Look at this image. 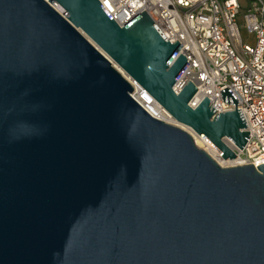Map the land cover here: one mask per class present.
Listing matches in <instances>:
<instances>
[{
  "label": "water",
  "instance_id": "obj_1",
  "mask_svg": "<svg viewBox=\"0 0 264 264\" xmlns=\"http://www.w3.org/2000/svg\"><path fill=\"white\" fill-rule=\"evenodd\" d=\"M181 48L146 12L121 27L99 0H0V264H264V164L223 167L113 65L235 160L238 101L190 107Z\"/></svg>",
  "mask_w": 264,
  "mask_h": 264
},
{
  "label": "built area",
  "instance_id": "obj_2",
  "mask_svg": "<svg viewBox=\"0 0 264 264\" xmlns=\"http://www.w3.org/2000/svg\"><path fill=\"white\" fill-rule=\"evenodd\" d=\"M99 1L121 27L146 12L171 43H181L190 65L174 91L192 81L197 90L190 107L196 109L207 98L215 115L234 111L237 105L251 136L245 149L237 150V165L264 164V0ZM242 30L252 34L251 44L244 41ZM117 69L130 82V95L137 103L153 117L175 125L171 114L140 83ZM225 88L238 104L223 102Z\"/></svg>",
  "mask_w": 264,
  "mask_h": 264
},
{
  "label": "bare ground",
  "instance_id": "obj_3",
  "mask_svg": "<svg viewBox=\"0 0 264 264\" xmlns=\"http://www.w3.org/2000/svg\"><path fill=\"white\" fill-rule=\"evenodd\" d=\"M114 65H115V64H114ZM115 67L118 68L117 65H115ZM173 123H174L176 126H179L180 128L185 129V130L188 131L191 135H193L197 147L202 148V149H205L206 151L208 150V152L211 153V156L213 155V157L216 159V161H217L218 163H220L223 167H225V166H227V165H228V166H235V165L239 164V162H238L237 159H235V160H230V159L224 160V159H222V158L219 156L218 152H217L215 149H212V150L209 149V148L207 147V144L205 143V141H204L199 135H196V134H195L190 128L185 127L184 125L182 126V125H180L178 122H174V121H173ZM256 162H257V161H256Z\"/></svg>",
  "mask_w": 264,
  "mask_h": 264
},
{
  "label": "rangeland",
  "instance_id": "obj_4",
  "mask_svg": "<svg viewBox=\"0 0 264 264\" xmlns=\"http://www.w3.org/2000/svg\"><path fill=\"white\" fill-rule=\"evenodd\" d=\"M242 34H243V38H244V41L246 42V43H250L251 44V41H252V34L250 35V34H248L247 33V31L246 30H242ZM186 127V126H185ZM208 151V150H207ZM211 154V153H210ZM212 157H213V155H212ZM228 166V165H227ZM227 166H225V167H227Z\"/></svg>",
  "mask_w": 264,
  "mask_h": 264
}]
</instances>
